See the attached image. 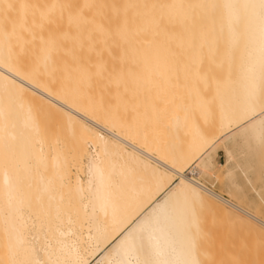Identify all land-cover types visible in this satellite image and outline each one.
<instances>
[{
  "label": "bare ground",
  "instance_id": "obj_1",
  "mask_svg": "<svg viewBox=\"0 0 264 264\" xmlns=\"http://www.w3.org/2000/svg\"><path fill=\"white\" fill-rule=\"evenodd\" d=\"M55 10L60 12L57 18L70 13L73 24L66 26L83 27L75 34L78 28L69 27L73 35L70 31L57 37L59 50L72 42L61 54L75 46L79 55L76 45L92 42L100 31L111 40L130 38L138 11L182 15L158 23L207 25L199 45L203 59L222 65L232 81L212 98L218 128L214 135H205L196 122L189 124L184 106L179 113L186 110L187 120L172 117L167 146L144 150L146 141L137 146L122 137L125 133L114 132L120 130L114 124L109 125L112 129L103 127L71 107L78 104L67 105L18 76L11 51L2 42L7 40L4 36L0 42V264H90L96 259L94 264H210L206 227L223 211L220 205L264 228L263 219L230 199L231 191H241L243 183L260 181L253 192L255 201L264 204V0H56ZM191 12L202 16H183ZM143 20L144 24L153 21L150 16ZM66 37L71 42L67 40L65 47ZM71 55L67 59L75 63ZM61 57L63 63L66 58ZM50 64L46 54L42 60L46 73ZM66 87L59 93H67ZM197 107L202 109L203 103ZM43 108L57 111L64 121L67 138L73 142L68 143L71 161L57 135L50 138L56 142L47 140L37 116ZM204 115L207 118L208 113ZM187 130L189 138L182 139ZM219 148L226 155L220 169ZM219 173L229 198L209 186ZM248 227L251 232L258 230L252 224Z\"/></svg>",
  "mask_w": 264,
  "mask_h": 264
},
{
  "label": "rangeland",
  "instance_id": "obj_2",
  "mask_svg": "<svg viewBox=\"0 0 264 264\" xmlns=\"http://www.w3.org/2000/svg\"><path fill=\"white\" fill-rule=\"evenodd\" d=\"M55 6L56 0H0V42L4 36L7 37V40L2 42L11 51L12 65L18 76L47 90L58 100H66L63 103L67 105H72L69 101L78 104V107L75 105L71 107L103 127L112 129L109 128V125L114 124L123 131L121 133L116 129L118 133L113 129L114 132L119 135L125 133L127 136L124 134L122 137L128 141L136 145H140L141 141H146L148 148L145 145L140 146L145 148L144 150H151L155 146H158L157 148L167 146L169 141L167 127L172 117L185 116V119L188 118L190 121L189 124L191 121L194 124L196 122L195 125L198 129L208 136L214 135L218 130L217 119L214 120L216 105L213 104V99H216L218 90L231 83L232 78L225 72L222 65L204 61L202 50H199L200 42L209 26L158 23L159 20L165 22L168 17L182 15L158 12L147 14L138 11L136 14L137 24L131 34L133 37L114 36L111 40L108 37L103 38L101 31H97L94 32L95 36V33L99 32L96 37L94 36L95 41L79 43L82 49L74 42L82 55L81 53L77 55L75 46L72 47L73 50L68 49L69 52L66 55L59 52L61 50H59L57 41L59 35L64 32L70 34V31L71 35L80 33V29L82 32L83 27L76 26L79 31L76 32L72 29L73 33L69 27L74 28V26H66V22H71L68 19L70 13L68 15L67 12H64L61 18H57L60 17V12L55 10ZM55 11L59 12V15ZM64 15L68 16L65 18ZM148 16L153 21L150 24H144L143 19ZM183 16L196 18L202 14L191 12L183 14ZM60 19H62L61 23ZM66 19L68 21H65ZM60 27H64V29L61 30ZM106 32L107 29L103 33L106 34ZM110 32L118 34L117 30ZM68 39L66 37V44L62 41L61 45L64 44L66 47ZM71 43L70 46L68 45L70 48ZM62 47L61 51L67 52L66 49L69 47L66 49L64 46ZM59 53L63 57L66 55L65 61L64 59L63 61L68 64L64 65V62H59V59L62 61ZM46 54H49L51 59L49 73L44 71L42 65ZM70 55L74 56L75 63L79 60L80 62H77L78 64L72 61L69 63ZM76 56L80 57H78L79 60L76 59ZM217 56L215 55V58ZM59 64L63 65L59 67ZM66 86H69V91L67 93L64 91L66 94H60L59 89L62 88V91L64 88L65 90ZM197 101L199 106L203 103L202 109L197 107ZM204 102H207L206 105ZM182 107L188 110V114L186 110L179 113V110L183 109ZM37 113L38 119L39 117L41 119L39 123L43 126V132L45 131L46 135H49L47 140L49 141L51 137L57 135L61 139L59 140L57 137V143L62 142L59 143V146L63 144L64 147L61 145L63 150L66 148V152L68 151L67 153L64 151L66 156L71 158L72 152L68 147L70 146L69 142H71V146L73 142L68 140L67 127L58 112L43 108ZM204 113H208L207 118ZM184 114H187L188 117ZM190 114L194 115L190 116ZM189 116L192 120H189ZM193 117H196V120ZM207 120L208 122H206ZM82 132L81 128H77L79 135ZM183 137L182 139L189 138L188 130ZM64 139L68 146L65 145ZM50 141L56 142V139ZM49 145L51 146V144ZM149 147L151 148L149 149ZM225 161V153L220 149L216 156L218 169H220V164H225ZM220 173L212 182H209V186L215 192L229 198L222 173ZM257 183L260 184V181L251 185L243 183L242 192L232 190L230 199L237 206L264 220V204L258 199L259 203L255 201L253 192L261 186ZM220 206L224 208L223 211L217 212L206 227L210 264H264V240L262 239V237L264 238V228L256 225L248 217L234 209ZM248 224L254 225L260 231L251 232ZM96 261L97 259L92 260L90 264H94Z\"/></svg>",
  "mask_w": 264,
  "mask_h": 264
},
{
  "label": "crops",
  "instance_id": "obj_3",
  "mask_svg": "<svg viewBox=\"0 0 264 264\" xmlns=\"http://www.w3.org/2000/svg\"><path fill=\"white\" fill-rule=\"evenodd\" d=\"M224 136H225V135H224ZM224 136H223V137H224ZM221 141H222V140H221ZM221 146H222V145H221ZM220 149H222V148H220ZM220 149H219V150H220ZM219 150H218V151H219ZM222 150H223V149H222ZM223 151H224V150H223ZM224 153H225V152H224ZM217 155H218V152H217ZM217 155H216V156H217ZM225 157H226V155H225ZM220 165H224V164H220ZM220 168H221V167H220ZM246 185H247V184H246Z\"/></svg>",
  "mask_w": 264,
  "mask_h": 264
}]
</instances>
